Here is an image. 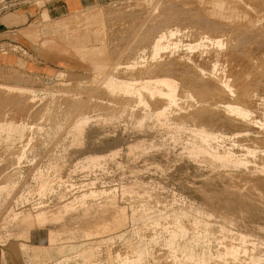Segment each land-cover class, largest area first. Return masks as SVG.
<instances>
[{
  "label": "rangeland",
  "instance_id": "374dc122",
  "mask_svg": "<svg viewBox=\"0 0 264 264\" xmlns=\"http://www.w3.org/2000/svg\"><path fill=\"white\" fill-rule=\"evenodd\" d=\"M25 1L37 7L34 3L36 0ZM161 1L164 0H154L157 4H162ZM182 1L185 4L192 0H181V3L179 2L181 6ZM14 3H10V0H0V89L7 90L10 95L14 94L13 96L26 97L30 104L35 105L33 107L35 110L44 107V113L40 115L34 110L31 113L33 115L30 114L29 117H19L17 112L12 114L10 108L1 104L4 110L1 108L0 115L3 114L4 118L0 116V187H6L0 194V264H189L185 259L182 260L189 252L200 259L199 264H264L255 262L250 256L254 254L255 260L264 259L261 252L257 253L259 250L256 245L258 237H264V231L262 233L251 231V227L257 225L260 228L264 227V220L247 212L230 211L221 206L222 201L233 198L231 194L237 192L233 189L239 188L238 191L251 207L264 209V192L260 187L255 186L253 181L251 182L255 174L248 169L247 171L231 168L214 169L200 162L201 160L192 164L187 160V152L184 149L185 134H179L177 140H172L169 137L172 132H169L167 127L160 126L156 119L147 117V120L148 118L150 120L145 119L143 124L138 125L129 113V107L122 113L123 110L120 109L122 105L119 103L122 97L119 96L124 91H128L130 96L133 92L131 88L119 83L120 79L123 83H127L123 79L126 78L123 77L124 75L110 71L113 61L108 63L109 65L98 66L99 63L96 65L89 59L83 58L81 62L87 70L76 68L77 70L69 72L72 77L66 78L68 65L44 58L42 55L46 52L40 48V44L35 42V38L31 40L25 34L28 28L43 25L39 14L35 12L37 16L32 20L18 16L24 14L15 8ZM134 4L135 0L107 4L105 2L95 8L97 12L88 18L92 23V32H95L93 46L99 45V40L103 36L108 39L110 29L125 30L118 34L117 38L125 37L124 33L129 29L131 20L129 16L124 18V28V25L115 20V16L125 11L139 12L140 8H136ZM37 9L40 10L38 7ZM116 11L117 13L114 14ZM11 15L17 16L21 22L7 24L5 19ZM59 17L62 16L51 17L50 20L56 22L65 19ZM173 25L176 27V23L172 22V27ZM182 26L184 29L187 26L185 31L192 27ZM188 31H191V28ZM106 42L109 44V41ZM119 42L115 41L114 44ZM130 42L129 37L124 42H120L122 58L121 56L115 58L120 60L118 64L121 67L128 62ZM261 49L254 51L257 57L262 54ZM116 59L115 61L118 62ZM21 64L28 66L27 71L34 76L26 74ZM35 75L40 81H34ZM62 75L63 78L59 79ZM6 77L13 79L7 81ZM17 77L20 78L18 81ZM22 77L23 81H21ZM78 81H85L89 86L77 90L74 86ZM56 83L63 87L60 88ZM262 89L264 90L259 88L253 91L252 99L254 95L258 97L257 100H261L259 97L264 98ZM256 91L263 94L260 95ZM184 93L177 96V106H187L188 101H191L185 98L187 92ZM70 99L81 100L78 111L68 110ZM254 100H252L253 109L250 110L252 113L250 116H256L254 122H259L256 126L260 127L259 124H264V114L263 110L258 108L259 101ZM177 106L175 105L174 109L171 107L169 111L176 112L175 109L181 108ZM118 108L119 112L122 110L120 113ZM111 112L116 116L114 114L111 116ZM83 113L86 117H90L89 121L85 119ZM79 114L82 117L79 118ZM107 116L115 117L111 119ZM80 120L87 123L82 122V127L78 129L76 126L78 121L81 123ZM137 140L153 141L154 146L161 141L159 144L164 145L162 150L161 146L157 145L160 150L151 148L146 150V155L140 156L141 154L137 153L136 156L130 157L126 146ZM226 143V148L234 145L235 150H239L242 149L240 145H248L249 142L239 143L240 145L232 141ZM256 146L253 144L256 150L253 148L251 150L259 151V147ZM95 149L97 152L94 151ZM113 150H119L118 155H115L113 160L105 159L99 169L97 167L83 169L78 166H81L78 162L91 152L96 155H108ZM236 155L240 158L247 156L251 161L260 159L259 153ZM14 157L17 159L21 157L18 166L15 165ZM9 163L15 166L10 167ZM12 169L16 173L12 174L14 172ZM9 175L12 179H7ZM201 182H209V184L205 187ZM43 184L47 187L44 191L41 190ZM201 187L206 189L203 190ZM221 191L225 195L220 193ZM207 200L214 204L213 208L202 205V202ZM25 217L28 219L23 223ZM92 220H95L94 223ZM223 228L226 232L221 231ZM238 235L248 236L245 245L237 240ZM236 241L239 242L235 243ZM225 247L244 248L247 254L241 253L238 259L235 258L236 260L229 256L224 257L222 248Z\"/></svg>",
  "mask_w": 264,
  "mask_h": 264
},
{
  "label": "bare ground",
  "instance_id": "6f19581e",
  "mask_svg": "<svg viewBox=\"0 0 264 264\" xmlns=\"http://www.w3.org/2000/svg\"><path fill=\"white\" fill-rule=\"evenodd\" d=\"M177 1L178 0H175V1L164 0L160 2L162 4H159V3L157 4L154 2V0H151L150 2H147L145 0H135L134 6L136 8H140L139 12H136V11L129 12V13H126L127 11L123 13L118 12L119 14L115 16V20H117V22L120 23L121 25H124L123 22H124L125 17L129 16L131 20L130 27H128L129 29H127L126 32L124 33L125 37L121 36L117 38L118 34L120 35L122 31L123 32L125 31L123 29H120L118 31L117 29L116 31L115 30L113 31V29H110V30L108 29L109 30L108 36H107L108 39L105 38V36L101 37L102 39L98 37L100 38L99 45L90 46L87 49L76 50L72 54L78 57L79 61L82 60L83 58H87L90 60V62L96 65L97 63H99L98 66L101 64L107 65L108 63L113 61V64H111L112 67L110 68V71L111 70L114 72L117 71L122 76L124 75L123 77H126V78H123L121 75L120 76L121 78L126 80L127 83H123V80L120 79V77H119L120 79L119 83H122L121 85H123L126 88H131L133 92L131 93V96H130L128 91H124V93L119 96V98L122 97L119 103L120 105H122L120 109L122 108L123 110V111L120 110V112L122 111L123 113L127 111V107H129L128 111L130 114H132L131 116L135 118V122H138V125L143 124V122H145V119L147 120V117H150V119H156L159 122L160 126L167 127L169 132H172V135L169 136L172 140H177L176 137H178L179 134H182V133L183 135L185 134L186 137L184 136L185 137L184 149L187 152V155H186L187 160L192 162V164L195 162H199L201 160L200 162H202L203 164L206 163L210 165L211 167H213L214 169L223 168L227 170V168H231L234 170L236 169V170H245V171H247L248 169V171L250 170V172L252 171V173L255 174L251 182L253 181L255 186L260 187L262 191L264 192V124H259L260 127H257L256 124H258L259 122L258 123L254 122L256 116L255 115H254L255 117L250 116L252 114L250 110L253 109L252 108L253 99H255L257 102L259 101L258 106L260 107L258 108H261L264 114V98L259 97L261 98V100L260 99L257 100L256 95L253 96V99L251 97V93L253 91L259 88H264V0H192V1L189 0L191 1L190 3H188V1L186 0L187 2L185 4L183 3L184 1H182L183 3L182 6L180 4L181 0L178 2ZM96 12H93V13H96ZM110 13L111 15L113 14L112 11H110ZM116 13L117 11L114 14ZM96 15H98V13ZM170 22L171 24H169ZM172 22L176 23V27L175 25H173L172 27ZM182 25L192 26V27H189L191 28V31H188L189 28L187 31H185L187 26L184 29L183 28L184 26ZM177 26L179 27L182 26V27L179 28ZM124 28H125V25H124ZM102 34L104 35V33ZM99 35H101V33H99ZM128 37L131 39V42H130L131 49L129 48L130 51L128 52V56H127L128 62L126 63V65L123 64L124 66L121 67L120 64H118L120 60L118 61L117 60L118 58L116 59L115 57L121 56L120 49H121L122 44H120V42L122 41L124 42V40H127ZM99 41L97 39V44L99 43ZM106 41H109V44H107ZM115 41H120V42L119 44H114ZM50 45H51V48L58 47L56 46V43H52ZM57 45H60V44L58 43ZM127 45L129 46L128 43ZM253 47H255V49H253ZM260 49H261L260 52L262 54L259 55V57H257V55L254 54V51L255 50L259 51ZM115 59L118 62H116ZM116 76L114 75V77ZM107 77L108 76H106V78ZM6 79L8 81V79L12 80L13 78L6 77ZM19 79L17 77V81ZM22 79L23 77L21 78V81H23ZM114 82L118 83V81H114ZM57 85H59L60 87L61 84H57ZM67 86H69V84ZM87 86H89L87 82L78 81L77 84L75 83L74 88L77 87L76 89L79 90L80 88L82 89V87H87ZM259 91H256V92L260 93ZM263 91L264 90L262 89V92ZM184 92L185 93L187 92V94L185 95V98H189L191 101H188V103L186 102L187 106H182L183 108L178 105L181 108L175 109L176 112L169 111L171 107H173L174 109L175 105L177 106V103H176V101H178L177 96L179 94L183 95ZM0 93L2 94V96H0V114L2 113L1 104L2 105L4 104L5 105L4 107L10 108L9 110L10 112L12 111V114H14V112L15 113L17 112L16 114H19V117H29V115L32 112H34L35 109L33 107L35 105L30 104L26 97H21L17 95L13 96L14 94L10 95V93L3 88H2V91L0 89ZM64 99L63 101H65ZM69 102L71 104L68 105L67 107L68 110L70 111L72 109H74V111L76 109L77 111L79 110L78 108L80 107L79 104L81 103V100H76V99L71 100L70 99ZM2 109L4 110V108ZM142 111L143 113L141 114ZM35 112L39 113L40 115L41 114L43 115L44 107L38 108L37 110H35ZM118 112H119V108H118ZM3 113L5 112L3 111ZM145 113L148 115H146ZM39 114L38 116H40ZM113 114L111 112V116H113ZM83 115L85 116L84 113ZM66 116L68 117V115ZM111 116L109 117L111 118ZM80 117H82V115L80 116L79 114V118ZM114 117H112L111 119H114ZM249 117H251V119H248ZM118 118H119V115H118ZM134 118H132L133 122H134L133 120ZM85 119L88 120L90 119V117L85 116ZM150 119L148 118V120ZM105 120L104 122H106ZM108 121H111V120H108ZM82 122L87 123V121L85 122L81 121V123L78 121V125L76 126L78 127V129L79 127L80 128L82 127L81 126ZM138 129L140 128L138 127ZM226 130H231V132L233 133L231 134V132H226ZM226 141H232L235 144L237 143V145H240L239 143H242V142H249L250 144L248 143V145L247 144L240 145L242 146V149L235 150L234 145L231 146V148L230 147L226 148V145H225ZM25 142H27V140ZM162 142H163V139H162ZM159 143H161V141ZM159 143L157 144L158 146L160 145ZM92 144L97 145V143H90V145ZM253 144H256L259 147L258 148L259 151L255 152L256 148L253 147ZM155 145H156V142H155ZM163 145L164 144L160 145L161 146L160 149L163 148L162 147ZM156 146H154L153 141L151 142V141H146V140H137L131 144H128L126 146V150L130 153L128 154L130 157H133L132 155H135L137 153L139 155L141 154L140 156H143L146 150H149L151 148L152 150L153 148L156 149L157 148ZM251 148L255 150H251ZM160 149L158 147L156 150H160ZM90 151L92 150L90 149ZM94 151L97 152L96 149ZM92 152L91 154H89L88 156H86L85 158H83L81 161L78 162L81 164V166L78 165L79 168H83V169L88 168V167L90 169L95 168V167L98 168L105 159L109 158L108 160L110 159L113 160L114 156L118 155L119 150H113L108 155H96V154H92ZM238 153L240 154L242 153V155L244 153L248 155L259 153L260 159H257L256 161L254 160L251 161L250 158H248L247 156H243V158L238 157L236 155ZM20 158L18 159L15 157L13 158V160L16 161L15 165L17 166L19 165ZM12 163L14 164V162ZM12 163L11 164L9 163L10 167ZM250 163L252 164L250 165ZM15 165H12V167ZM75 165H77V163ZM12 171L14 170L12 169ZM14 173L16 172L14 171L12 174ZM11 175L7 176L8 177L7 179H12L11 177L13 175L12 176ZM249 177L250 176H248V178ZM7 183H5V185ZM208 184L209 182L202 183V185H205V187ZM5 187L6 186L0 187V194L1 192H3ZM205 187L204 189L203 187L201 188L205 190L206 189ZM46 188H47L46 184H43L41 186L42 191L46 190ZM238 189H233V190H237V192L234 191L233 194H231L233 198L230 199L228 198L229 196L225 197V198H228L229 200L222 201L221 206L224 209H227L230 211L236 210L239 213L247 212V214L249 213V215L251 214L252 216H255L257 218L264 220V209L257 208L255 204H254V206H256L255 208L251 207V205L247 202V200L244 199V197L241 195ZM222 192L223 191H221L220 193ZM208 194H210V192ZM211 194H214V193H211ZM251 195L253 196V194ZM244 196L246 197V195ZM209 197H211V195H209ZM250 198L252 197H249V199ZM262 198H263V195H262ZM204 202H202V205L204 204L203 206H207V207L211 206L212 208L214 207L213 206L214 204L209 203V200L204 201ZM250 203H251V200H250ZM251 204L253 205V203ZM109 208L110 207H108V209ZM105 210H101V211L105 212ZM252 212H254V214ZM106 214H108V212ZM27 219L28 217L23 218L22 220L23 223L27 222L26 221ZM94 221L92 223H94ZM229 221L227 222L229 223ZM232 221L233 220H231V222ZM155 225H158V224H155ZM263 228L264 227L260 228L257 225V226L251 227V231H253V233L255 232L262 233V231H264ZM221 231L226 232L225 228H223ZM236 237H237V240H239L240 243H242L243 245H245L249 239L248 236H245V235H238ZM236 237L234 239H236ZM239 241H236L235 243ZM256 245L258 246L257 248L259 251H257V249L255 248L254 250H256L257 253L261 252V254H263L264 256V237L263 238L258 237V240L256 241ZM222 249H221L222 255L224 257L229 256L235 259L241 253L242 255L247 254L244 248L242 249V248H237V247H230V248L225 247ZM249 254L251 253L249 252ZM252 255L250 256L255 262L264 263V259L255 260L254 254ZM183 259H185L186 262L188 261L189 264H199L200 263V259L197 258L192 252H189L184 258H182V260Z\"/></svg>",
  "mask_w": 264,
  "mask_h": 264
},
{
  "label": "crops",
  "instance_id": "0c3cea01",
  "mask_svg": "<svg viewBox=\"0 0 264 264\" xmlns=\"http://www.w3.org/2000/svg\"><path fill=\"white\" fill-rule=\"evenodd\" d=\"M115 1L126 0H36L34 3L40 10L25 0H10V3L15 2L13 4L15 8L21 10L22 14H24L18 16L27 17L28 20H32L37 16L35 12L39 14L43 25L30 27L25 31V34L31 40L35 38V42L40 44V48L46 52V54L42 55L44 58L68 65V73H65V77L68 78L72 77L69 74L71 71L77 69L87 70L83 63L80 62L81 60L79 61V58L73 56L72 53L76 50L87 49L93 46L92 41L94 40L93 34L95 32L91 31L92 23L89 22V16L93 15V12L97 11L95 8L100 7L101 4ZM11 16L5 19L7 24L21 22L17 16ZM56 16H62L59 18L65 17V19L51 22V17ZM52 43H56L58 47L51 48L48 44ZM58 43L60 45H57ZM59 48L65 49L64 51L66 52ZM21 67L23 71L25 70L26 74L34 76L27 71L28 66L21 64ZM61 77L63 75L60 76V79H62ZM36 80L40 81L37 75H35Z\"/></svg>",
  "mask_w": 264,
  "mask_h": 264
}]
</instances>
